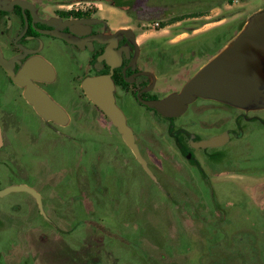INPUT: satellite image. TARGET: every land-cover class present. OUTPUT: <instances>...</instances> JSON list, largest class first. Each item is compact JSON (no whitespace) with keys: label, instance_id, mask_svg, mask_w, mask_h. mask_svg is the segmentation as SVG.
I'll return each instance as SVG.
<instances>
[{"label":"rangeland","instance_id":"obj_1","mask_svg":"<svg viewBox=\"0 0 264 264\" xmlns=\"http://www.w3.org/2000/svg\"><path fill=\"white\" fill-rule=\"evenodd\" d=\"M38 2L132 30L138 68L154 73L161 98L264 11V0ZM154 54L173 55L174 66L159 67ZM115 92L152 173L81 90L67 95L78 107L58 124L25 103L0 67V190L23 183L42 199L40 207L25 191L0 196V264H264V108L199 98L172 120ZM222 133L223 146L193 145Z\"/></svg>","mask_w":264,"mask_h":264},{"label":"flooded vegetation","instance_id":"obj_2","mask_svg":"<svg viewBox=\"0 0 264 264\" xmlns=\"http://www.w3.org/2000/svg\"><path fill=\"white\" fill-rule=\"evenodd\" d=\"M26 1L31 4L36 16L33 15L30 7H23L18 4L13 5L8 10L0 9V49L7 60L13 61V71L16 74H19L29 61L41 60L45 69H47L46 72H32L31 76L40 77L41 80L28 75L30 76L29 80L62 106L70 118V111L76 110L75 107H78V104H74V107L73 104H68L66 102L67 95H71L73 91L78 95L81 90L90 102L96 106L86 95L82 86L83 81L90 76L111 73V64H113L115 66L112 79L115 83V89L122 90L123 96L131 92L139 105L146 107L158 116L164 117L157 109L151 108L139 100L138 93H140L141 98L146 100L159 99L161 96L152 92L156 84L154 73L149 69L138 68L140 49L134 35L111 32L110 27L106 26L103 20L95 17L89 9H74L73 5L68 7V5L62 4L52 5L51 8L42 2H38V0ZM7 5H10V3H7ZM178 47L177 45L167 46L172 51H176ZM222 50L215 53L210 60ZM260 50L264 51V46L260 47ZM49 53L58 58L56 63L46 59L45 55ZM154 55L151 57L156 59L155 62L159 67L166 69L174 66L175 57L173 55L162 57ZM257 57L262 67V85H264V52H260ZM157 59H160V61ZM0 67L7 76L9 83L23 94L26 87L14 82L1 64ZM85 76L87 77L83 79ZM121 77L125 81L126 78L132 79L131 82H126L133 85V89L127 90L121 86L119 84ZM148 86L152 87L146 90ZM258 89V94L253 98L250 105L264 108V87ZM134 91L136 94H134ZM114 94L117 103L118 96L115 90ZM199 98L212 99L198 96L195 101ZM194 102L189 104L186 112ZM118 106L124 112L127 123L134 132V128L129 123V114L121 105ZM0 107L3 108L4 106ZM180 116L164 118L174 120ZM0 123L3 135L2 117H0Z\"/></svg>","mask_w":264,"mask_h":264},{"label":"water","instance_id":"obj_3","mask_svg":"<svg viewBox=\"0 0 264 264\" xmlns=\"http://www.w3.org/2000/svg\"><path fill=\"white\" fill-rule=\"evenodd\" d=\"M10 3V5H7ZM18 4L23 7H30L26 0H0V9L8 10L13 5ZM33 15H35L33 11ZM116 33L134 35L130 29H120ZM264 46V11L253 15L245 29L235 38L233 43L222 50L205 66H203L182 88L180 92H173L163 98L146 100L140 97L139 100L159 111L164 117H177L184 114L192 102L199 97L212 98L220 101H227L238 106L250 105L258 94V88L263 82L262 67L258 61V54L264 51L260 47ZM39 61V62H37ZM31 60L16 74L13 71V61L7 60L0 49V64L12 77L14 82L26 87L24 97L34 107L37 113L46 120H51L59 124H66L69 115L65 109L55 102L45 91L30 81L32 72H43L45 67L41 60ZM111 73L99 74L87 77L83 81V89L86 95L108 116L112 123L122 134L125 142L133 150L145 169L152 173L147 166L146 160L142 157L140 148L135 140L132 128L128 125L126 116L117 105L114 94L115 83ZM43 66V68H42ZM30 75V76H28ZM29 77V78H28ZM41 80L40 77L31 76ZM131 82L132 79L126 78ZM152 86L146 88L150 89ZM229 140L228 133L213 136L194 142L196 147H220ZM2 142V127L0 124V146ZM12 191H25L38 200L42 206L41 195L37 190L27 184H17L5 187L0 190V196H4Z\"/></svg>","mask_w":264,"mask_h":264},{"label":"crops","instance_id":"obj_4","mask_svg":"<svg viewBox=\"0 0 264 264\" xmlns=\"http://www.w3.org/2000/svg\"><path fill=\"white\" fill-rule=\"evenodd\" d=\"M222 22V21H221ZM113 28V27H112ZM227 47V45L226 46H223L222 47V49H225ZM221 49V50H222ZM45 57H46V59H48L50 62H57L58 61V58L55 56V55H51L50 53L49 54H47V55H45ZM42 68H43V66H42ZM44 72H46V70L47 69H45V67L42 69ZM21 86V85H20ZM16 89V88H15ZM17 91H20V90H18V89H16ZM21 96H22V99H23V101L25 102V103H27L31 108H33L34 109V107H32L30 104H29V102L26 100V98L24 97V92H23V94L21 93ZM93 104V103H92ZM93 106H94V104H93ZM5 108V107H4ZM77 110V109H76ZM5 111H7V112H10V111H8V110H6L5 109ZM34 111L37 113V111L34 109ZM75 111V110H74ZM11 114V113H10ZM38 114V113H37ZM39 115V114H38ZM40 116V115H39ZM43 118V117H42ZM70 119V118H69ZM1 124V123H0ZM14 126V125H13ZM11 127H12V124H11ZM2 142H3V144L0 146V148L1 147H4V144H5V141H4V135H2ZM23 184V183H22Z\"/></svg>","mask_w":264,"mask_h":264},{"label":"trees","instance_id":"obj_5","mask_svg":"<svg viewBox=\"0 0 264 264\" xmlns=\"http://www.w3.org/2000/svg\"><path fill=\"white\" fill-rule=\"evenodd\" d=\"M119 84L121 86H123L124 88H126L127 90H130L131 88L133 89V85H131L130 83L126 82L125 79L123 77L120 78L119 80ZM134 94H136V92L134 91ZM97 106V105H96ZM102 111V110H101ZM103 112V111H102ZM104 113V112H103ZM105 114V113H104Z\"/></svg>","mask_w":264,"mask_h":264}]
</instances>
